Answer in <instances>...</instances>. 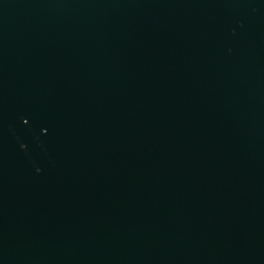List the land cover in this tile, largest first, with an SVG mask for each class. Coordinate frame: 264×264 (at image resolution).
Instances as JSON below:
<instances>
[{"label":"water","instance_id":"1","mask_svg":"<svg viewBox=\"0 0 264 264\" xmlns=\"http://www.w3.org/2000/svg\"><path fill=\"white\" fill-rule=\"evenodd\" d=\"M0 264H264V0H0Z\"/></svg>","mask_w":264,"mask_h":264}]
</instances>
